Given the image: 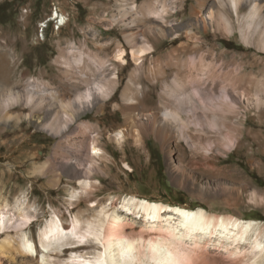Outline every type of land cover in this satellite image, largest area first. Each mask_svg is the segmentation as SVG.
<instances>
[{
    "label": "rangeland",
    "instance_id": "1",
    "mask_svg": "<svg viewBox=\"0 0 264 264\" xmlns=\"http://www.w3.org/2000/svg\"><path fill=\"white\" fill-rule=\"evenodd\" d=\"M257 1L264 4V0ZM164 2L169 3L167 13L139 20L131 28H125L117 19L125 12L122 19L131 21L140 14L141 6L159 7ZM250 9L242 8L239 19L227 11L219 25L207 20L204 32L201 19L208 18L210 12L216 15V3L210 0H0V86L12 87L20 94L18 104H11L6 110L7 117H0V202L4 199L13 205L15 199L25 200V208L35 216L25 231L36 238L52 211H56L67 226L80 207L87 209L85 195L73 207L67 203L69 189L79 186L68 177L70 171L83 167L89 160L88 135L82 134L83 131L78 133L79 126L84 124L91 133L89 137L97 134L98 147L107 153V160L97 161L99 168L91 175L95 188L90 198L99 205H112L117 209L126 230L142 231L146 222L139 213L120 208L122 201L130 197L169 207L203 208L211 214L232 215L264 224V97L259 116L253 108L255 100L250 97L243 101L246 121L240 143L225 156L210 157L219 174L210 171L202 161L190 159L189 149L181 138L173 145L174 158L153 134L141 133L140 141L129 138L120 145L109 140V133L125 122L124 103H139H126L122 98L129 78L138 76L141 101L147 111H155L160 104L162 81L170 80L177 72L176 62L190 64L195 45L205 52L207 60L214 57L230 70L235 65L242 66V75L264 79V47L257 46L256 35L262 26L256 23V18L251 22L243 17L250 14ZM56 13L58 18L52 19ZM61 15L65 20L60 19ZM113 17L116 19L112 21ZM135 28L146 29L144 35L149 41L147 45L140 40L136 43L145 50L141 67L132 60L136 44L128 42ZM118 45L125 51L121 64L112 58ZM84 48L109 60L106 75L112 72L109 65L116 66L117 87L107 100L82 104L80 109L77 104L72 105V120L61 121L57 125L59 131L51 134L45 110L31 106L41 99V94L72 90L69 84H61L67 78L70 83L73 78L70 77L73 67L63 62L71 63L74 53H81ZM100 74L99 71L98 76ZM26 92L34 95L31 103L26 104L22 97ZM182 121L187 133L194 131L193 123ZM204 133L211 134L207 128ZM234 135H228V142H236ZM220 146L223 147L224 142ZM182 147L187 151L186 157L181 159ZM45 162L48 164L41 172H33ZM53 172L62 175V183L55 189L46 185ZM202 182H207V186ZM254 193L256 196L251 197ZM228 203L234 205L228 206ZM5 213L3 217L7 222L0 231V241L6 234H14L18 220L14 214ZM98 248L88 239L65 249L59 258L65 261L70 255L89 258ZM38 258L36 260V254L27 258L17 255L14 260L0 258V264H39ZM210 258L216 259L218 255L212 253Z\"/></svg>",
    "mask_w": 264,
    "mask_h": 264
},
{
    "label": "bare ground",
    "instance_id": "2",
    "mask_svg": "<svg viewBox=\"0 0 264 264\" xmlns=\"http://www.w3.org/2000/svg\"><path fill=\"white\" fill-rule=\"evenodd\" d=\"M210 1L216 3V15L210 12L208 18L201 19L204 32L207 31V20L211 22L214 20L219 25L227 11L239 19L242 8L250 7V14L243 17H247L251 22L256 18V23L258 25L260 23L262 29L256 32L257 46L264 47V4L257 0ZM168 4L164 2L159 7L153 4L143 5L140 14H136L131 21L125 22L122 19L125 12L120 13L123 17L119 16L117 19L125 28H131L132 24L139 20L167 13ZM53 18H58L57 13ZM60 19L65 20V17L61 15ZM114 19L116 18L113 17L112 21ZM131 31L128 42L136 44L140 40L141 43L148 44L146 34L144 35L146 29L135 28V31L134 29ZM119 46L116 47L112 58L121 64L124 62L125 51ZM194 49L189 58L190 64L188 61V65L182 61L176 62L177 72L170 80L162 81L158 112L147 111L141 101L139 82L136 80L138 76L129 78L122 98L126 103L134 101L139 103L136 105L124 103L122 111L125 122L123 126L109 133V140L120 145L129 138L140 141L141 133L153 134L162 148L168 150L169 155H173L174 158L173 145L181 138L189 149L190 159L202 161L210 171L219 174L220 171L210 157L215 154L225 156L232 147L240 143L242 128L246 121L243 101L250 97L255 100L253 108H256L255 112L260 115L264 79L242 75V66L235 65L231 70L226 69V64L222 61H215L214 57L207 60L205 52L198 49V46L195 45ZM144 53L145 50L136 44L132 50V60L136 66L143 65ZM71 58V63L59 60L67 67H73V70L69 69L72 71L70 77H73L71 82H67L68 78L61 81V84H69L72 90L67 92L64 89L66 92L61 91V94L51 91L46 96L41 94V99L33 102L31 106L32 109L45 110L49 119L47 128L51 134L59 131L57 125L61 121L68 123L72 120L74 117L72 105L75 107L77 104L80 109L82 104L90 105L94 101L107 100L114 94L118 84L115 65H109L112 66V72L106 75L105 68L109 60L100 58L85 48L81 53H74ZM99 71L101 74L98 76ZM74 74L78 76L75 77ZM62 86L59 87L62 89ZM81 90H84V93H81ZM19 97L20 94L13 91L12 87L7 89L0 86V117H7L6 110L11 104H18ZM22 97L26 99V104L34 99L31 92H26ZM183 119L193 123L194 131L186 132ZM79 127L78 133L83 131L82 134L88 135L86 144L89 160L83 167L70 171L68 177L77 181L79 186L69 189L67 203L69 207H73L79 203L81 196L85 195L87 209L80 207L67 226L61 216L52 211L50 218L39 228L37 237L34 238L25 231V227H28L35 217L27 207L25 208V200L15 199L12 205L3 199L0 202V231L6 227L7 220L3 217L5 211L14 214L18 220L14 234H6L0 241V258L8 257L14 260L17 255L27 258L36 254V260L39 256V264H264V224L257 220L211 214L203 208L191 210L169 207L162 203L130 197L122 201L120 208L139 213L146 222L142 231L138 232L132 228L126 230L117 209L112 205H99L90 198L95 188L91 175L99 168L97 161L107 160V153L98 147L97 134L89 137L91 133L87 124ZM205 128L211 132L208 136L204 133ZM230 133L235 134L236 142L232 141L235 144L228 142L227 137ZM65 139L68 140L69 137ZM222 142L223 147L220 146ZM186 151V148L180 149L181 159L186 157ZM47 164L48 162H45L42 166L35 167L33 172H41ZM61 183L62 175L53 172L46 185L55 189ZM202 183L207 186V182ZM200 189L203 190L204 187ZM255 196L256 193L251 194V197ZM259 200L263 202V199ZM95 205L98 206L94 208ZM233 205L228 203V206ZM88 239L99 247L91 257L70 255L67 261L59 258L65 249L82 244ZM211 252L217 254L218 258L211 259Z\"/></svg>",
    "mask_w": 264,
    "mask_h": 264
}]
</instances>
